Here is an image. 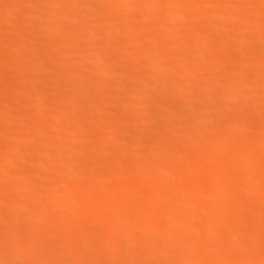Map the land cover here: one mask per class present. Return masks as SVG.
Listing matches in <instances>:
<instances>
[{
  "label": "bare ground",
  "instance_id": "obj_1",
  "mask_svg": "<svg viewBox=\"0 0 264 264\" xmlns=\"http://www.w3.org/2000/svg\"><path fill=\"white\" fill-rule=\"evenodd\" d=\"M0 131V264H264V0H0Z\"/></svg>",
  "mask_w": 264,
  "mask_h": 264
},
{
  "label": "rangeland",
  "instance_id": "obj_2",
  "mask_svg": "<svg viewBox=\"0 0 264 264\" xmlns=\"http://www.w3.org/2000/svg\"><path fill=\"white\" fill-rule=\"evenodd\" d=\"M140 48H141V46H140V44L138 45ZM143 46V45H142ZM115 54V53H114ZM118 54H120V55H124V54H126V52H124V51H119V53ZM117 54V55H118ZM80 55V54H79ZM72 57H78V54L77 53H73L72 54ZM111 64V63H110ZM110 64H108V65H110ZM106 66H107V64H106ZM108 67V66H107ZM109 68L111 69V72H114V73H118L119 75L121 74V75H126L127 73H128V71L125 69V68H122V67H118V66H115L114 64L112 65H110L109 66ZM110 71V70H109ZM114 76L116 75V76H118L117 74H113ZM169 84H171V83H169ZM167 85V84H166ZM171 85H174V84H171ZM168 86H170V85H168ZM46 112L47 113H52L53 112V109L51 108V107H48L47 109H46ZM195 112H199V111H195ZM195 112H194V114H195ZM197 113H196V115L195 116H198L199 115V113H198V115H197ZM229 119V118H228ZM220 121H218V119L217 120H214V122H213V125L216 123L217 125H214V126H220V125H218V123L220 124V122L222 123L223 121H221L222 119H219ZM226 121H227V119H225ZM264 134V131H263V133H261V135L262 136H264L263 135ZM5 135H6V133L5 132H3V131H0V139H1V137H5ZM165 137V136H164ZM164 140H166L165 138H163ZM150 140V139H149ZM148 141V139L145 141V142H147ZM237 142V141H236ZM239 142V141H238ZM148 144V143H147ZM239 144V146L242 144L241 142H239L238 143ZM202 154V155H201ZM205 153L203 152L202 153V151L200 152V156H202V158L205 156L204 155ZM206 157V156H205ZM135 158V157H134ZM246 158H243L242 160H245ZM258 160H260V159H258ZM263 161L264 160H260V161H255L256 162V164H258V162H262L263 163ZM203 173H202V172ZM200 172H201V174L203 175V174H205L206 175V177H205V175L204 176H202L201 174H200V176L201 177H204V178H207L209 175L212 177V176H216V173H214V175H212L213 173V171H210V170H201ZM199 172V173H200ZM209 172H210V174H209ZM209 174V175H208ZM8 175V174H7ZM210 176L208 177V178H210ZM259 181H261V180H259ZM114 182V184H115V181H113ZM108 183H111L110 181H108ZM264 182L262 181V184H263ZM259 184H261L260 182H259ZM111 185V184H110ZM196 197H198V196H196ZM199 197H200V195H199ZM202 197V196H201ZM196 199V198H195ZM195 199H193V202L195 201ZM202 199H203V197H202ZM202 199H200V200H202ZM196 201H198L199 202V198H197V200ZM195 201V203H198V202H196ZM28 205H30V203H28V204H26V205H24V206H27L28 207ZM49 220V222L46 224V225H52V224H49L50 222H51V220H53V219H48ZM47 222V221H46ZM52 222H54V221H52ZM51 222V223H52ZM54 225V224H53ZM52 225V226H53ZM96 236V235H95ZM254 255V254H253ZM249 257H250V259L252 258L251 256V254H249L248 255ZM248 256H247V258H248ZM253 258H256V256H254ZM246 262H249V258H248V261L246 260Z\"/></svg>",
  "mask_w": 264,
  "mask_h": 264
}]
</instances>
